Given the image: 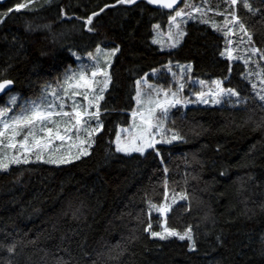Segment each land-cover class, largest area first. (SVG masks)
<instances>
[{"label": "trees", "instance_id": "obj_1", "mask_svg": "<svg viewBox=\"0 0 264 264\" xmlns=\"http://www.w3.org/2000/svg\"><path fill=\"white\" fill-rule=\"evenodd\" d=\"M205 1L214 12L228 8L223 0ZM17 2L25 0L0 1V13ZM249 2L255 14L239 3L234 10L252 45L264 52V3ZM105 3L114 0H36L33 10L0 18V80L11 79L12 90L23 97H36L74 66L72 52L85 55L97 44L120 49L101 102L104 129L89 155L65 165L28 163L0 172V264H264V111L245 62L220 55L229 26L224 16L207 13L216 29L188 20L180 44L162 49L153 43V26L164 27L174 9L137 0L106 10L95 19L96 32H87L76 17ZM236 32L234 53L240 57L238 26ZM254 59L264 75L259 52ZM176 64L192 65L184 75V96L193 78L214 79L237 90L239 103L176 106L166 127L183 139L157 145L160 156L153 149L144 156L116 152V131L129 124L135 108V82L146 77L173 90ZM165 180L169 198L173 191L186 192L189 200L161 217L151 204L165 202ZM149 224L157 232L168 227L183 233L191 226L195 250L189 251L187 240L152 237L144 231Z\"/></svg>", "mask_w": 264, "mask_h": 264}, {"label": "snow or ice", "instance_id": "obj_2", "mask_svg": "<svg viewBox=\"0 0 264 264\" xmlns=\"http://www.w3.org/2000/svg\"><path fill=\"white\" fill-rule=\"evenodd\" d=\"M36 0H25V2H17L14 8H8L7 11L0 13V18L7 17L13 11L19 13L23 9L29 11L33 10L30 6L33 5ZM46 3L50 0H45ZM177 0H147L149 5H160L163 8L171 9L176 4ZM228 4L223 12L216 11L217 15L224 16L226 26L224 28V36L226 38L225 51L220 53L221 56L227 55V59L232 61L239 57L233 56V48L227 47L232 45V36L237 35L236 26L239 28V33L242 34L239 43L241 45L247 43L249 51L252 55L260 53V59L264 60V52L260 49L252 46L253 36L248 31V26L239 17L238 13L234 10L238 3L242 4L243 8L250 13L255 14L253 5L249 0H223ZM137 0H114V3H105L103 6L98 7V10L92 11L86 16H78L77 20H82L83 27L89 33H95V19L99 18L106 10L115 8L116 6L123 5H135ZM264 3V0H261ZM219 7V6H217ZM188 9H192L189 11ZM61 14H64V9L61 8ZM200 13V22L209 23V19H205L206 9L201 7H194L185 0V7L183 9L175 10L174 15L169 16L170 25L176 27L175 39L173 40V33L169 31V39L172 40L171 47L175 48L180 44L181 38L186 33L180 30L179 25L176 23L177 18L183 19L184 17L195 18L192 16V12ZM155 28H159V25H154ZM213 27H216V22L213 21ZM217 30H219L217 28ZM247 38L246 40L244 38ZM157 39L153 40V43H157ZM119 46L105 51L99 44L95 52H89V59L91 64L81 67L77 72H72L71 75L65 74V83L67 87H62L60 90L45 89L46 95H42L37 99L20 103L19 98L15 95L11 96L8 101V105L0 107V144L4 138L8 140L5 147L9 149H16L17 144L24 149L23 153H14L9 155L8 153L0 154V170H7L11 165L28 164V154L35 151L36 160L42 161L46 164L53 165H65L70 164L76 160H80L81 157L89 155L88 149L92 147L95 142V137L98 133H101L104 129V123L101 119L102 101L105 100V92L107 91L112 77L109 72L111 66V57L119 51ZM76 56V52L71 53ZM101 56H103L104 62L101 63ZM248 63V60H245ZM90 70V74H89ZM187 71L192 70V65L186 66ZM156 70L153 69V72ZM102 77L103 79H96ZM13 81L2 80L0 81V91L6 90ZM201 85L205 82L200 81ZM216 85L215 92H198L196 93L197 100L201 103H208L206 96L212 97V102L220 103L219 97L221 95H227L229 97L239 98L240 93L232 88H222L221 81H213ZM261 83L264 84V78L261 79ZM136 93L133 99L136 101L137 108L132 111L133 122L126 129H120L117 131L115 139V150L118 153L132 154L138 153L144 156L148 149L156 151V155L160 156V151L156 150V146L159 144H171L173 141L181 140L183 137L174 130H170L166 127V121L170 108L177 105L187 103L180 96V92L183 91L185 85L179 84L176 91L171 89L156 88L151 84H147L146 80L141 78L135 82ZM145 87L148 91H145ZM253 89L256 85H252ZM63 92V96L61 95ZM155 93V97H153ZM163 93V99H160V94ZM52 99L49 100L48 96ZM76 97H82L83 103H78ZM71 98V110H66V100ZM256 98L259 101V107L264 111V90L256 93ZM18 108V111L15 108ZM94 109V110H92ZM104 111H107L106 109ZM10 112L14 114L9 115ZM138 118V122H137ZM171 131V135L168 133ZM121 133H126L122 137ZM86 134V135H85ZM23 136V139L17 141V137ZM73 137L75 138L73 140ZM60 142L61 145L65 141L70 142L71 147H75L76 152H72L71 149L65 154L60 148L56 147L55 142ZM165 168V172H167ZM164 199L165 202L159 205L151 204V208H154L161 215H164L172 209L173 205L177 204V199L181 201H188L189 197L186 192L171 194V203H168L169 188L168 182H164ZM145 232H150L151 236L160 240H166L169 237H177L180 240H187L189 242V251H193L196 248L194 237L192 235V228L189 226L183 233L176 229L164 227L162 232L151 231V224L144 229ZM219 239V238H218ZM7 251L10 255H14L16 251V244H10L7 247ZM59 264H64L61 260Z\"/></svg>", "mask_w": 264, "mask_h": 264}, {"label": "rangeland", "instance_id": "obj_3", "mask_svg": "<svg viewBox=\"0 0 264 264\" xmlns=\"http://www.w3.org/2000/svg\"><path fill=\"white\" fill-rule=\"evenodd\" d=\"M187 2L190 3L191 5H193L194 7H201V8L206 9V13H205V17L204 18L205 19H209V23L208 24L212 25V27H213V21L215 22V20H214L215 18L214 17L209 18L207 16V13H209V12L216 13V12H214L211 8H209V6L207 5L205 0H187ZM184 7H185V0L182 1V3L178 6L177 9L172 10V15L175 14V10L183 9ZM188 10L192 11V9H188ZM213 15L215 16V14H213ZM192 16L195 17V18H190V17H184L183 19L177 18L176 23L179 25L180 30H182L184 23L187 22L188 20L196 19V20L200 21V13L193 11L192 12ZM216 26H217V24H216ZM215 29H216V27H215ZM170 30L173 33V38L172 39L174 40L175 39L176 27L173 26V25H170L169 20H168L167 24L164 27H162V26L160 27L159 26V28L155 29L153 40L157 39V41H158L157 44L162 49L171 48L170 45L172 43V40L169 39V35H168ZM231 39L234 41L235 37L232 36ZM240 39H241V37H240ZM240 39L237 42V47L236 48H237L238 51H240V57L239 58L242 61H244V62H245L246 59L248 60V63L247 64L245 63L246 64V70L245 71H246V75L251 78L252 85L253 84L256 85V88L253 89L254 93L256 94L257 92H261L262 90H264V84L261 83V79L264 78V75L262 74V71H261L260 67L255 64V59H254L255 55L251 54V52L249 51V46L247 45V43H245L243 45H241L239 43ZM244 39L246 40L247 38L245 37ZM101 47L105 51L113 49L111 47H104V46H101ZM227 47L234 49V44L227 45ZM225 48H226V46L224 47V51H225ZM95 50L93 51V53L95 52ZM234 51H235V49H234ZM234 51H233V56L235 57ZM88 54L74 56L75 59H76V64L74 66H69L65 70V72L63 73V75L60 78L56 79L55 81L49 82L48 84L43 86V88L41 89L40 93L36 97H23L21 94H19V92L11 91V92H8L5 96H3L2 100H1V103H0V107L7 106L9 98L11 96H13V95H15V96H17L19 98L20 103H24L26 101L37 99L38 97H41L42 95H46L45 89H48V90H52V89L60 90L62 87H67V84L65 83V74L67 73V74L71 75L72 72H77L78 69H80L81 67L88 66L89 64H91V60L89 59V55ZM113 57L114 56L111 57V61H112ZM226 57H227V55H226ZM104 59L105 58L103 56H101V63L104 62ZM251 64H254V66H251ZM187 65H189V64H176L174 66L178 70L179 74H178V80H177V87L175 89H173L172 91H176L178 89V87H179V84L180 83L184 84V82L186 81V78H184V75L187 72V70H186V66ZM168 69H169V71L171 73L174 72V70H170V67ZM155 73H156V71L155 72L152 71V74H155ZM89 74H90V70H89ZM142 78L144 80H146L147 84H151V85L155 86L156 88H162L161 86L155 85L152 82H148L146 77H142ZM96 79L100 80V79H103V78L102 77H97ZM213 81H216V80L213 79V80L207 81L203 85H201L200 80H198L197 78H193L192 80H190V82L192 84V87L188 91V96H187V94L184 96V91H183L182 94L180 92V96L183 99L187 98V99H184V100L187 101V103H183V104H180V105H177V106H182V107H187L189 105L212 106V105H221L223 103H228L230 105H235V104L239 103V101H240L239 98H237V97H229L227 95H221L219 97L220 103L212 102V97L211 96H206L205 97V99H208V101H209L208 103L199 102L197 100L196 93L201 92V91L205 92V93L215 92L216 91V85L213 83ZM163 89H165V88H163ZM144 90L148 91V89L146 87H145ZM165 90H167V89H165ZM61 95L63 96V92H61ZM153 97H155V93H153ZM159 98L160 99L164 98L163 97V93L160 94ZM48 99L51 100L52 97L49 95ZM75 99H76V101L78 103H83L82 97H76ZM71 104H72V99L71 98L67 99L66 100V110H68V111L71 110V107H70ZM13 107L15 108V106H13ZM136 108H137V104H136V101H135V108L134 109H136ZM173 108L169 109L168 116H169V114H170V112H171V110ZM15 110L18 111V108H15ZM92 110H94V109H92ZM12 114H14V112H10L9 113V115H12ZM132 122H133V117H132V112H131L130 113L129 124L126 125V126H120L117 129V131L120 130V129L129 128V126L132 124ZM137 122H138V118H137ZM117 131H116V134H117ZM121 135L123 137L124 135H126V133H121ZM168 135L169 136L171 135V131H169ZM16 139H17V141L21 140V139H23V136L17 137ZM74 139L75 138L73 137V140ZM115 139H116V136H115ZM115 139H114V146H115ZM7 143H8V140L6 138H4L3 141H2V144H0V154H3V153L6 152L9 155H11V154H14V153H17V152H19V153H23L24 152V149L20 148L19 144H17L16 149H9V148L5 147L7 145ZM55 144H56V147L60 148L65 154H67V151L69 150V148L71 149V151L73 153L76 152V150H77L75 147H71L70 142H68V141H65L63 145H61L60 142H58V141L55 142ZM89 151H90V148L88 149V152ZM28 158H29V163H40V162L43 163L42 161L36 160L35 151L33 153H29L28 154ZM2 171H5V170H0V172H2ZM178 201H180V200L177 199V202ZM167 202L171 203V198H169ZM159 215L161 217L165 216V214L161 215L160 213H159ZM163 225H164V222L161 223V227H163ZM162 231H163V229H160L158 232H162Z\"/></svg>", "mask_w": 264, "mask_h": 264}, {"label": "water", "instance_id": "obj_4", "mask_svg": "<svg viewBox=\"0 0 264 264\" xmlns=\"http://www.w3.org/2000/svg\"><path fill=\"white\" fill-rule=\"evenodd\" d=\"M0 1H6V0H0ZM182 1L183 0H177L176 4H174L173 8H171V9L177 8L182 3ZM152 6L156 7V8H163V7H161L160 5H157V4H154ZM163 9H166V8H163ZM2 80H5V79H1L0 81H2ZM7 80H11V79H7ZM13 86H14V83H12V85H10L6 90L0 91V96L5 95L7 92L11 91L13 89Z\"/></svg>", "mask_w": 264, "mask_h": 264}, {"label": "flooded vegetation", "instance_id": "obj_5", "mask_svg": "<svg viewBox=\"0 0 264 264\" xmlns=\"http://www.w3.org/2000/svg\"><path fill=\"white\" fill-rule=\"evenodd\" d=\"M2 96H4V95H2ZM2 96H0V98H1Z\"/></svg>", "mask_w": 264, "mask_h": 264}]
</instances>
